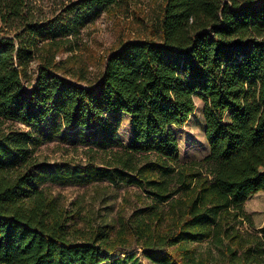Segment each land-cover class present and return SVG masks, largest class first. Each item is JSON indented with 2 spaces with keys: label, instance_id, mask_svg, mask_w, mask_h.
<instances>
[{
  "label": "trees",
  "instance_id": "16d2710c",
  "mask_svg": "<svg viewBox=\"0 0 264 264\" xmlns=\"http://www.w3.org/2000/svg\"><path fill=\"white\" fill-rule=\"evenodd\" d=\"M40 1L0 0V264H141L136 249L156 264H264V226L244 207L264 191V0H163L152 36L109 51L89 83L56 57L127 0L49 15ZM196 99L209 152L181 161L173 127ZM53 141L87 161L41 160ZM98 181L137 187L141 204L79 228L49 185Z\"/></svg>",
  "mask_w": 264,
  "mask_h": 264
},
{
  "label": "rangeland",
  "instance_id": "374dc122",
  "mask_svg": "<svg viewBox=\"0 0 264 264\" xmlns=\"http://www.w3.org/2000/svg\"><path fill=\"white\" fill-rule=\"evenodd\" d=\"M68 1L42 0L41 10L49 15L57 12L60 7L62 10ZM162 1L127 0L123 7L102 13L94 22L81 28L80 34L73 38L71 51L61 50L56 58L68 60L66 68H70L73 76L82 75L85 78L83 82H96L109 51L126 40L152 36L157 28ZM203 108V101L196 99L195 109L187 122L182 127H173L181 161L201 159L209 152L204 133ZM118 134L123 143H129L131 127L128 117L124 116ZM37 155L48 162L87 161L86 151L56 141L41 146ZM95 162L98 163L97 160ZM49 189L69 211L75 212L74 222L82 229L115 223L119 215L128 216L134 207L141 204L138 196L140 190L127 184L98 181L89 184L49 185ZM244 207L252 215L256 228L264 226V191L249 196ZM205 247V243L200 245V249ZM135 251L141 264H156L139 255V249Z\"/></svg>",
  "mask_w": 264,
  "mask_h": 264
}]
</instances>
